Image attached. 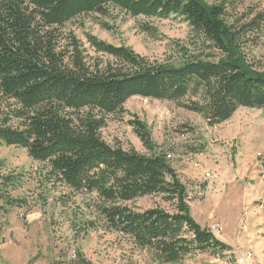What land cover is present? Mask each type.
Listing matches in <instances>:
<instances>
[{
  "label": "trees",
  "instance_id": "16d2710c",
  "mask_svg": "<svg viewBox=\"0 0 264 264\" xmlns=\"http://www.w3.org/2000/svg\"><path fill=\"white\" fill-rule=\"evenodd\" d=\"M245 1L0 0V147L24 149L44 165L45 183L65 190L58 199L64 207L74 196L94 197L88 206L94 227L103 220L153 263L230 252L192 218L187 188L168 155L155 151L145 122L131 124L148 154L111 146L102 130L109 116L126 112L133 97L179 104L210 127L239 109H264V68L248 53L262 40L264 3L234 16ZM115 10L133 18H181L191 29L190 40L174 42L175 57L159 62L91 34L87 48L65 30L82 16L107 18ZM142 28L158 38L153 27ZM23 180L22 174H0L3 209L27 205L11 196ZM148 196H162L176 211L127 205ZM76 253L70 264H92L81 250Z\"/></svg>",
  "mask_w": 264,
  "mask_h": 264
},
{
  "label": "rangeland",
  "instance_id": "374dc122",
  "mask_svg": "<svg viewBox=\"0 0 264 264\" xmlns=\"http://www.w3.org/2000/svg\"><path fill=\"white\" fill-rule=\"evenodd\" d=\"M263 3L248 0L232 13L241 16L248 13L247 7ZM144 25L156 29L158 38L144 32ZM65 28L87 48L86 35L91 34L159 62L174 58L173 43L187 45L192 34L181 18H133L118 10L107 18L82 16ZM261 35L259 45H250L248 53L264 68V32ZM125 110L109 116L102 130L104 140L111 146L148 154L131 124L135 119L145 122L157 146L155 151L170 155L171 165L187 188L192 218L210 231L213 225H220L221 233L214 235L232 249L218 256H190L179 264H240L239 257L248 256L244 254L249 249L251 264H264V109H239L229 121L215 127L202 115L173 102L133 97ZM0 161V174L24 175L11 196L27 202L23 208L3 209L0 201V264H70L78 250L92 264H157L130 238L109 230L103 220H96L94 227L96 218L88 209L94 197L74 196L67 207L58 202L65 190L45 183L44 165L30 158L26 150L0 147ZM127 205L139 211L156 207L176 211L162 196L140 198Z\"/></svg>",
  "mask_w": 264,
  "mask_h": 264
},
{
  "label": "built area",
  "instance_id": "2783aa9c",
  "mask_svg": "<svg viewBox=\"0 0 264 264\" xmlns=\"http://www.w3.org/2000/svg\"><path fill=\"white\" fill-rule=\"evenodd\" d=\"M168 156H169V158H171L170 155H168ZM209 176H210V175H209ZM187 197H190L189 194H188ZM191 198H192V197H191ZM210 228H211L212 231H214V232L217 233V234H220V233H221V230H222L221 226L218 225V224L213 225V226L210 227ZM244 255H248V256H241V257H239L240 264H251V262H250V258H249V257H251V256L253 255V253L250 252V249H249L248 251H246Z\"/></svg>",
  "mask_w": 264,
  "mask_h": 264
},
{
  "label": "bare ground",
  "instance_id": "6f19581e",
  "mask_svg": "<svg viewBox=\"0 0 264 264\" xmlns=\"http://www.w3.org/2000/svg\"><path fill=\"white\" fill-rule=\"evenodd\" d=\"M212 232V234H215V232L214 231H211Z\"/></svg>",
  "mask_w": 264,
  "mask_h": 264
}]
</instances>
